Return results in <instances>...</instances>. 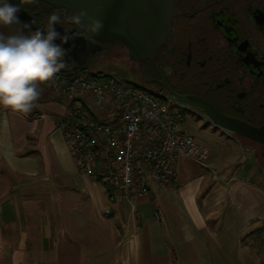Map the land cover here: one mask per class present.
I'll use <instances>...</instances> for the list:
<instances>
[{
  "label": "crops",
  "instance_id": "obj_1",
  "mask_svg": "<svg viewBox=\"0 0 264 264\" xmlns=\"http://www.w3.org/2000/svg\"><path fill=\"white\" fill-rule=\"evenodd\" d=\"M48 82L31 111L0 106V264H264L253 249L264 248L255 158L184 157L177 186L112 199L78 170L59 128L68 104Z\"/></svg>",
  "mask_w": 264,
  "mask_h": 264
},
{
  "label": "flooded vegetation",
  "instance_id": "obj_2",
  "mask_svg": "<svg viewBox=\"0 0 264 264\" xmlns=\"http://www.w3.org/2000/svg\"><path fill=\"white\" fill-rule=\"evenodd\" d=\"M9 2L20 6L18 18L32 21L33 31L46 30L48 17L59 14L60 23L55 27L68 42L63 45L67 67L58 76L76 73L81 66L97 72L105 59H111L132 69L133 82L175 98L181 106L187 104L176 95L199 97L228 117L264 126V0H178L170 36L145 59L135 58L120 39H89L65 7L48 0ZM19 28L0 25V33L11 35ZM192 109L217 126L204 111ZM232 136L264 168V142Z\"/></svg>",
  "mask_w": 264,
  "mask_h": 264
},
{
  "label": "built area",
  "instance_id": "obj_3",
  "mask_svg": "<svg viewBox=\"0 0 264 264\" xmlns=\"http://www.w3.org/2000/svg\"><path fill=\"white\" fill-rule=\"evenodd\" d=\"M93 73L82 69L48 84L68 104L59 128L78 170L107 185L112 199L146 196L152 185L177 186L184 157L208 162L210 149L183 127L175 98ZM154 216L162 218L159 209Z\"/></svg>",
  "mask_w": 264,
  "mask_h": 264
},
{
  "label": "clouds",
  "instance_id": "obj_4",
  "mask_svg": "<svg viewBox=\"0 0 264 264\" xmlns=\"http://www.w3.org/2000/svg\"><path fill=\"white\" fill-rule=\"evenodd\" d=\"M22 2L34 3L35 0ZM19 11V5L0 0V25H20L14 34L0 33V106L27 113L42 95L40 82L49 81L67 67L63 45L68 38L55 27L60 23L59 14L52 13L48 17L46 30L33 31L32 21H20ZM70 19L83 24L90 35H98L104 28L101 19L89 16L83 9ZM57 40L60 43H56Z\"/></svg>",
  "mask_w": 264,
  "mask_h": 264
},
{
  "label": "water",
  "instance_id": "obj_5",
  "mask_svg": "<svg viewBox=\"0 0 264 264\" xmlns=\"http://www.w3.org/2000/svg\"><path fill=\"white\" fill-rule=\"evenodd\" d=\"M69 9L73 14L85 10L99 18L104 28L98 35H90L79 23L89 39L112 41L120 39L137 59L151 57L171 34V20L178 13V0H48ZM81 69L84 67L81 66ZM192 108L204 111L218 127L230 134L247 136L264 142V126L254 127L228 117L209 101L199 97L175 96Z\"/></svg>",
  "mask_w": 264,
  "mask_h": 264
},
{
  "label": "rangeland",
  "instance_id": "obj_6",
  "mask_svg": "<svg viewBox=\"0 0 264 264\" xmlns=\"http://www.w3.org/2000/svg\"><path fill=\"white\" fill-rule=\"evenodd\" d=\"M93 75L97 78L117 77L125 81H135L131 68L124 63L111 59H105L100 70ZM149 89L151 90V88ZM177 110L183 114V127L193 133L200 143L206 145L210 152H214L218 156H222L224 152H232L231 154L235 155L233 160L236 161L242 160L244 155L249 156L250 159L254 158L253 153L240 145L229 132L209 123L206 118L199 117L189 106L182 105ZM236 156H239V159H236ZM253 249L259 261L264 263V248L257 246Z\"/></svg>",
  "mask_w": 264,
  "mask_h": 264
},
{
  "label": "trees",
  "instance_id": "obj_7",
  "mask_svg": "<svg viewBox=\"0 0 264 264\" xmlns=\"http://www.w3.org/2000/svg\"><path fill=\"white\" fill-rule=\"evenodd\" d=\"M53 78L61 79V76H58L57 74H55V76Z\"/></svg>",
  "mask_w": 264,
  "mask_h": 264
}]
</instances>
